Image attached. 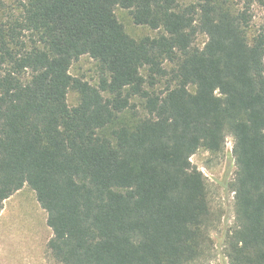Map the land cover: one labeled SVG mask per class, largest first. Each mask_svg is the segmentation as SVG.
<instances>
[{
    "label": "trees",
    "instance_id": "16d2710c",
    "mask_svg": "<svg viewBox=\"0 0 264 264\" xmlns=\"http://www.w3.org/2000/svg\"><path fill=\"white\" fill-rule=\"evenodd\" d=\"M117 7L160 33L133 37ZM83 56L99 65L96 84L71 73ZM230 135L237 227L227 256L264 264V31L247 10L228 0H0V214L31 187L60 264L199 259L211 207L191 158L222 152Z\"/></svg>",
    "mask_w": 264,
    "mask_h": 264
},
{
    "label": "rangeland",
    "instance_id": "374dc122",
    "mask_svg": "<svg viewBox=\"0 0 264 264\" xmlns=\"http://www.w3.org/2000/svg\"><path fill=\"white\" fill-rule=\"evenodd\" d=\"M228 1L237 9L247 10L253 31H264V4L255 0ZM116 15L126 31L135 38L157 36L160 33L159 30L135 24L129 9L117 7ZM206 41L207 37L200 34L197 45L203 46ZM71 73L96 84L100 68L94 59L83 56L73 63ZM68 102L70 106H76L79 94L70 90ZM191 159L207 178L211 207L210 246L191 264H230L226 243L237 227L233 191L237 164L233 136H228L222 152L212 153L200 149ZM47 218L46 210L41 207L34 190L28 185L7 199L0 214V264H60L48 249L53 231Z\"/></svg>",
    "mask_w": 264,
    "mask_h": 264
}]
</instances>
